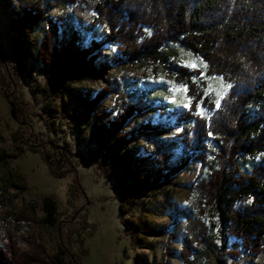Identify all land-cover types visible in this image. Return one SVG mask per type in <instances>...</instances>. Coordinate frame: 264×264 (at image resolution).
I'll use <instances>...</instances> for the list:
<instances>
[{
    "label": "trees",
    "instance_id": "1",
    "mask_svg": "<svg viewBox=\"0 0 264 264\" xmlns=\"http://www.w3.org/2000/svg\"><path fill=\"white\" fill-rule=\"evenodd\" d=\"M57 3L58 0L19 1L8 9L9 26L14 33L10 49L12 71L19 79L27 75L24 60L35 46L33 62L44 77L43 97L49 102L60 98L63 102L59 111L66 112L69 103L63 97L67 95L73 105L70 116L85 120L94 116L96 124L87 138L89 154L101 175L116 183L120 212L134 213L137 199L148 196L152 185L187 169L191 162H199L190 185L195 215L189 220L181 249L185 264H197L202 253L211 257L206 244L208 236L200 221L205 216L215 218L221 229L239 240L251 260L262 253L264 0H93L91 16H78L72 11L52 17L50 11ZM38 28L43 33L39 43L34 38ZM86 35L90 37L87 39ZM168 43L191 50L205 62V75L220 76L230 87L219 101H213L205 92L206 82L200 69L176 67V76L189 97L187 108L177 106L167 112L182 123V130L176 135L179 155L174 157L155 147L151 152L155 155L152 165L135 168L142 160L131 153L126 137L137 128L124 131V126L151 104L129 101L123 93L116 92L112 109L115 114L101 119L105 113L97 107L115 90L111 84L92 96V91L71 89L66 80L91 77L108 63L164 62L162 48ZM105 44L114 47V51L99 56ZM0 53L4 57L1 44ZM0 85H4L3 79ZM10 104L13 115L23 116L24 102L19 95L14 93ZM198 106L206 110V115L199 113ZM138 127L148 130L154 126L147 123ZM44 143L46 149L32 150L41 154L52 176L61 178L76 172L82 159L79 152L54 140ZM242 155L258 157L248 172L237 161ZM6 156L0 148V166ZM14 176L18 175L0 177V264H79L72 253L69 261H64L61 247L52 255L44 240V226H57L59 222L51 198L43 199L41 219L32 206L15 213L7 211L9 200L1 190L15 186ZM75 182L70 191L83 192L76 178ZM148 218V213L141 211L138 218L124 220L131 231V243L145 242L147 234L160 231ZM21 224L26 229L20 228ZM86 226L89 224L84 217L81 228ZM200 242V253L192 255L194 244ZM229 253L238 255L235 250Z\"/></svg>",
    "mask_w": 264,
    "mask_h": 264
},
{
    "label": "rangeland",
    "instance_id": "2",
    "mask_svg": "<svg viewBox=\"0 0 264 264\" xmlns=\"http://www.w3.org/2000/svg\"><path fill=\"white\" fill-rule=\"evenodd\" d=\"M19 1L34 0H0V44L4 52V57L0 53V81L4 80V85H0V148L7 155L3 166H0V177L18 175L13 177L15 186L1 190L9 200L7 211L15 213L32 206L37 218L41 219L43 199L51 198L55 202L59 222L57 226L46 224L42 234L50 253L55 255L61 247L63 260L67 262L72 253L79 264H185L181 249L187 238L189 220L195 215L190 185L197 175L199 162H191L187 169L152 185L148 196L137 199L134 213L120 212L121 200L116 183L101 175L89 154L91 148L87 138L96 124L94 116L88 120L70 116L73 105L67 95L63 97L69 103V111L66 112L59 111L63 102L60 98L49 102L43 97L44 77L33 62L35 46L24 60L27 75L19 79L12 71L10 49L14 33L9 26L8 9ZM92 1L58 0L50 15H69L75 11L78 16H91ZM42 34L40 28L34 32L37 43ZM86 36L87 39L90 37ZM113 51L114 47L105 44L98 55ZM162 51L165 53L164 62L108 63L103 71L98 70L91 77L77 76L66 80L71 89L82 93L92 91V96L107 83L111 84L116 91L106 95L97 107L98 111L105 113L101 119L115 114L112 109L116 92L123 93L129 101L151 104L140 114L129 118L124 126V131L137 128L126 137L131 153L142 160L135 168L152 165L155 155L151 152L155 147H160L165 154L179 155L176 135L182 130V123L167 112L173 107L189 105V97L185 85L176 76V67L200 69L206 82L205 92L213 101H219L229 89V84L220 76L205 75V62L191 50L168 43ZM14 93L24 102L23 116H15L11 111ZM198 111L206 115L202 106H198ZM147 123L154 127L148 130L138 127ZM49 139L58 145L70 146L81 154L76 172L61 178L49 173L41 154L32 150L46 149L43 143ZM237 161L248 172L258 157L242 155ZM75 178L83 192L70 191V187L76 185ZM141 211L148 213L149 223L160 231L147 234L145 242L131 243V231L124 220L138 218ZM84 217L89 224L87 229L81 228ZM200 218L202 230L208 236L206 244L211 257L202 253L197 264H264V251L251 260L240 241L221 229L215 218ZM20 228L26 229V225L21 224ZM201 242L194 244L192 255L200 253ZM233 250L237 256L229 253Z\"/></svg>",
    "mask_w": 264,
    "mask_h": 264
},
{
    "label": "snow or ice",
    "instance_id": "3",
    "mask_svg": "<svg viewBox=\"0 0 264 264\" xmlns=\"http://www.w3.org/2000/svg\"><path fill=\"white\" fill-rule=\"evenodd\" d=\"M192 66L195 67L196 65L193 63ZM229 87H230V85H229ZM185 91H186V90H185ZM173 99H175V97H173ZM187 106H189V105H185V107H187ZM217 106H219V104H218Z\"/></svg>",
    "mask_w": 264,
    "mask_h": 264
}]
</instances>
